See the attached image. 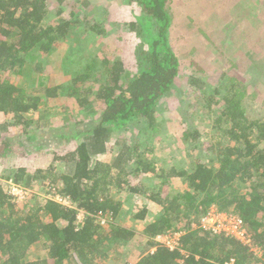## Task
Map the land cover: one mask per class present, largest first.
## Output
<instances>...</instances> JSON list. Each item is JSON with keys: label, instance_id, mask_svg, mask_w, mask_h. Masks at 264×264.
<instances>
[{"label": "trees", "instance_id": "16d2710c", "mask_svg": "<svg viewBox=\"0 0 264 264\" xmlns=\"http://www.w3.org/2000/svg\"><path fill=\"white\" fill-rule=\"evenodd\" d=\"M112 1L0 0V165L2 178L28 192L16 202L0 182V264H264V88L243 84L237 73L261 77L264 56L220 55L211 69L196 47L185 48L181 0ZM119 36L134 57L109 63L95 53L99 71L87 48ZM67 38L76 40L61 70L71 78L50 84L39 57L57 56ZM28 67L39 73L30 89L2 77L22 78ZM190 96L210 118L195 104L184 109ZM52 108L80 117L56 124ZM174 124L183 148L168 165L154 145ZM12 146L33 156L32 167L24 166L27 156L13 161ZM175 182L183 187L171 192ZM130 199L139 208L131 213L137 234L121 217ZM148 203L161 214L146 219ZM212 206L240 218L250 245L202 226ZM161 235L173 246L157 241ZM137 239L142 252L130 250ZM117 249L121 255L111 258Z\"/></svg>", "mask_w": 264, "mask_h": 264}, {"label": "rangeland", "instance_id": "374dc122", "mask_svg": "<svg viewBox=\"0 0 264 264\" xmlns=\"http://www.w3.org/2000/svg\"><path fill=\"white\" fill-rule=\"evenodd\" d=\"M105 1H111V0H88L91 4H93L95 7L97 6H104L106 4ZM116 0H113L112 2H115ZM117 2V1H116ZM118 5L117 3H115ZM177 9H180L183 14H185L187 19L183 20V27L186 30V35L189 36V38L186 40V46L185 48L191 49L192 47H196L197 52L203 57V63L209 68L212 69L213 64L222 63L217 59L220 55L224 56V59L227 61L233 57L240 56V58L251 61L253 58H256L257 56L261 55L264 56V0H181L179 3ZM183 16V15H182ZM187 21V22H186ZM147 31L146 29H142L141 31V39L144 40L146 37ZM119 34V33H118ZM116 36L112 35L111 39ZM75 38V36H74ZM95 38V37H94ZM96 39V38H95ZM125 39L126 35H125ZM76 39L72 40L71 38H67V41L65 42H59L61 47V53H59L57 56L53 57H47L44 58L43 56L39 57L41 60H46L47 66L43 64L44 67H42V76L47 77V79L51 82L50 84L54 83H64L68 81L71 76L64 75L61 70V64L66 63L68 59L70 60V52L67 49V44L71 45L73 42H75ZM102 42L99 39L98 43H104V47L102 49L94 47L93 43L87 48L88 56L94 60L95 67L101 71L103 68V63H99V58H97L94 54L97 53V55H102L103 58H107L109 63H112L115 61L116 58L125 56L127 59H131L134 56L125 49L124 41H121V38L119 36L118 43H115L113 40H107L103 39ZM118 44V45H117ZM58 45V44H57ZM129 45V43L127 44ZM185 44H183L184 46ZM222 46V47H221ZM76 47V46H75ZM128 49V48H127ZM65 51H67L65 53ZM73 51V50H72ZM96 51V52H95ZM102 54H101V53ZM65 54V56H64ZM68 54V56H66ZM194 55L197 56L195 53ZM231 57V58H230ZM126 59V60H127ZM76 64H80L79 59L76 58L75 60ZM226 63V62H225ZM111 65V64H110ZM227 65V64H226ZM132 67V66H131ZM225 67V66H224ZM80 67H77V69ZM134 69L136 67H133ZM33 68H29L27 71V76H24L22 78L13 75V73L5 72L3 73V78L9 79V81L17 84L22 85L26 87L27 89L32 88L35 83V77L39 76V73H35L32 71ZM74 69L75 65H74ZM184 71H188L187 69H184ZM238 76H240L242 79V83L245 85H253L255 87V84L262 86L264 88V72L262 73L261 77L252 78L251 74L249 72H237ZM187 72L184 73L183 79H180L179 83H184L186 80ZM23 87V88H24ZM183 91L187 90L186 85L182 89ZM262 92V91H261ZM264 92V91H263ZM184 95L187 96V94L184 93ZM184 95H182L181 99L184 100ZM216 98V97H215ZM196 100V101H195ZM170 103L173 105L175 109L178 108V102L176 99L167 98L165 100V103ZM163 103V100H160L158 104ZM197 99L196 96H190L188 106L187 108H184L186 111L187 109L192 112L193 108L199 110V116L203 118H210L211 114L209 112H205L204 109L200 106L197 107ZM258 103V102H257ZM192 104H195L192 108ZM98 107V106H97ZM32 116L29 115V118ZM50 117L51 120L55 122L56 124H60L63 121V118L65 117L67 120H73V118H78L80 115H77L76 112L72 110V112H69V114H63L58 113L56 108H52ZM33 120L36 119V117H32ZM1 119V117H0ZM34 123V121H33ZM194 127H198L202 129V124L200 123H194L192 124ZM173 126V127H172ZM172 126L167 127L166 136L163 137L162 145L161 146H155L154 145V151L156 156L162 158V160H165L168 165L173 164L177 162L176 160L179 159V154L181 152H178L179 148H183V145H181L178 140L179 138L176 136V133L178 132L175 127H178L177 124H174ZM186 126V125H185ZM17 128H9L8 134H12V131L17 130L21 131L18 126ZM59 127V125L57 126ZM184 128V127H183ZM174 129V130H173ZM15 133V132H14ZM164 136V135H163ZM173 137V140L169 137ZM18 146H12L9 148V154L13 157V161H26V158L24 156H27L29 163L24 164L26 167H32L33 163H35V160H33V156L31 155H24L23 153H20ZM178 148V149H177ZM21 154V155H20ZM16 155V156H15ZM29 157V158H28ZM4 166L0 165V182L1 187L5 192L13 193L16 197V202H19V199H25L27 197V194H20L18 191V188L15 190L12 188L13 192H11L10 189V183L8 180H5L2 178ZM154 179V178H150ZM152 181V180H151ZM154 183V181H152ZM183 187V185L180 182H175L172 185V190L168 187V189L171 192H174L177 189H180ZM45 192V188H40L36 191V194L42 197L43 193ZM170 192V193H171ZM28 193V192H27ZM21 200V201H22ZM20 201V202H21ZM132 200H125L122 210L125 214L121 216L122 218L126 217V221L128 222L130 228L137 233H139L140 227L138 224L136 225L134 223V219L131 215V213H137L139 208L135 210L133 207ZM141 204H146L142 202ZM147 207L150 211V214L147 215L146 219H151L152 217H155L156 215L161 214V211L156 210V207L153 206V204L148 203ZM216 208V207H215ZM132 209V210H131ZM217 209V208H216ZM131 211V212H130ZM130 213V214H128ZM128 215V216H126ZM80 220L83 219V214L79 213ZM137 238V235L135 236ZM138 239L135 241L133 245H131V249L133 251H140L142 252V246L140 243H137ZM170 245L173 244V242H169ZM256 249V248H255ZM257 250V249H256ZM116 251V250H115ZM114 251L111 258L115 257L117 254L121 255L117 249V253ZM258 251V250H257ZM258 253V252H257ZM259 254V253H258ZM133 260V256L130 258ZM136 260H134L131 264H134ZM116 262H122V259H119ZM113 260H106L102 264H113ZM101 264V263H99Z\"/></svg>", "mask_w": 264, "mask_h": 264}, {"label": "built area", "instance_id": "2783aa9c", "mask_svg": "<svg viewBox=\"0 0 264 264\" xmlns=\"http://www.w3.org/2000/svg\"><path fill=\"white\" fill-rule=\"evenodd\" d=\"M12 188H14L15 190L18 188L20 194H27V192H25L22 188H19V186H16L15 184H10L11 192H13ZM48 198H51L62 205H70V200L66 197H60L59 195H49ZM201 222L202 226L205 229L213 232L214 234L224 233L226 235L235 237L243 244L250 245L249 235L246 234V230L242 226L240 218L235 214L223 212L220 213L214 206H212ZM168 238L169 236L167 235H161L157 236L156 240L164 242L166 244H170L169 242L171 241H168ZM170 246H173V244H171ZM253 250L254 252H257L255 247H253Z\"/></svg>", "mask_w": 264, "mask_h": 264}, {"label": "crops", "instance_id": "0c3cea01", "mask_svg": "<svg viewBox=\"0 0 264 264\" xmlns=\"http://www.w3.org/2000/svg\"><path fill=\"white\" fill-rule=\"evenodd\" d=\"M63 51H64V50H63ZM63 51H60L59 53H61V52H63ZM66 52H67V51H65V53H66ZM59 53H58V54H59ZM58 54H57V55H58ZM55 56H56V55H55ZM64 56H65V54H64ZM23 77H24V76H23Z\"/></svg>", "mask_w": 264, "mask_h": 264}]
</instances>
